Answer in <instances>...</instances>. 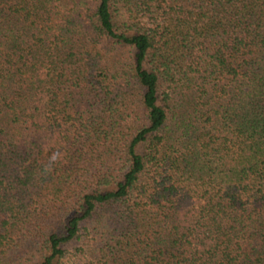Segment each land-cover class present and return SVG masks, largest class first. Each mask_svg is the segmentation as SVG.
Wrapping results in <instances>:
<instances>
[{
    "label": "trees",
    "instance_id": "1",
    "mask_svg": "<svg viewBox=\"0 0 264 264\" xmlns=\"http://www.w3.org/2000/svg\"><path fill=\"white\" fill-rule=\"evenodd\" d=\"M0 264H264V0H0Z\"/></svg>",
    "mask_w": 264,
    "mask_h": 264
}]
</instances>
